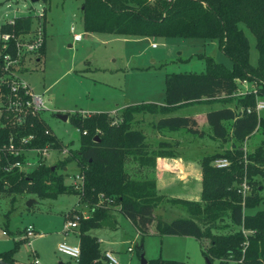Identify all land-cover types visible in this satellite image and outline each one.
<instances>
[{
  "label": "trees",
  "instance_id": "obj_1",
  "mask_svg": "<svg viewBox=\"0 0 264 264\" xmlns=\"http://www.w3.org/2000/svg\"><path fill=\"white\" fill-rule=\"evenodd\" d=\"M81 9L83 26L87 31L217 39L221 49L232 59V67L206 56L205 71H179L166 75L165 104H128L120 114L123 120L115 121V116L104 110L96 111L85 119L73 118L81 132L78 148H68L59 164L42 162L30 172L18 166L4 169L8 163L23 161V153L10 151V139L17 148L21 145V136L28 134L33 137L22 144L25 147L48 144L50 149H64L66 145L49 129L40 112L26 115L22 122H14L13 116L18 110L4 107L0 113V193L27 192L45 197L77 192L79 200L89 206V212L85 217L80 213L76 215L73 208L66 213V218L75 215L78 218L74 230L79 236L80 255L76 264H107L100 239L90 230L116 228V211L126 215L140 233L147 232L149 224L154 222L158 234L196 237L212 264H264V209L245 212L246 207L264 200L259 192L261 183L253 186L246 195L239 191L245 174L250 178L254 175L264 177V115L255 109L257 95L264 97V0H82ZM33 17L30 13L20 14L0 25L1 34L10 35L7 46L2 50L0 43L1 97L9 91L12 78L4 68L2 54L16 55L15 38L32 31ZM242 22L257 37L259 60L256 65L250 61V39ZM39 49L43 52L44 41ZM238 79L254 81L256 91L239 95L237 104L232 106ZM198 100L223 103L207 111L208 124L215 137L233 136L236 140H245L255 130L261 129L263 139L246 158L242 156V147L233 143L232 149L241 153L239 156L231 148L204 155L201 158L203 188L200 200L164 199L182 209L177 213L179 215L167 220L162 214L155 213L163 202L155 179L132 177L124 167V156H137L141 165L154 166L157 156L172 154L166 148L169 142L158 140V147L150 148L145 133L131 127L130 122L137 112H159L164 115L154 122L158 129L186 128L198 132L197 120L193 116L167 114L176 106ZM248 107L252 108L250 112ZM241 108H244L243 112ZM219 157L228 158L230 163L217 166L214 161ZM70 160L76 163L78 174L82 176L78 190L74 184L64 180V167ZM58 168L63 170L57 172ZM226 217L237 227L227 222L221 224L220 221ZM222 227H230V230L215 232L214 229L220 231L218 229ZM205 239H209L208 244ZM15 249L0 251V258L15 264ZM142 250L141 244L139 251ZM58 264L67 263L59 261ZM146 264L186 263L156 257L147 260Z\"/></svg>",
  "mask_w": 264,
  "mask_h": 264
},
{
  "label": "rangeland",
  "instance_id": "obj_2",
  "mask_svg": "<svg viewBox=\"0 0 264 264\" xmlns=\"http://www.w3.org/2000/svg\"><path fill=\"white\" fill-rule=\"evenodd\" d=\"M81 4L82 0H0V25L13 16L30 13L34 15L32 33L42 32L43 52L38 49L20 53L18 61L11 65V69L18 79L28 82L34 92L42 94L45 106L40 115L67 149L78 148L80 142L81 132L74 124L73 118L85 119L96 111L104 110L115 116V121L123 120L120 114L128 104H165L166 75L179 71H205L206 56H212L214 60L232 67V59L224 53L217 39L200 36L114 35L87 31L83 26ZM71 25L76 32L82 33L79 41L73 40ZM241 25L250 39V61L256 65L259 60L257 37L245 23L242 22ZM152 42L156 45L151 46ZM237 83L236 93L232 96L233 106L237 104L239 95H243L240 94V90L247 93L256 87L255 82L251 80L243 82L238 79ZM221 104L219 100L192 101L176 106L167 114L193 116L208 107ZM58 113H67L68 118L63 120L58 117ZM162 115L164 114L159 112H137L130 122L131 127L145 133L150 148L158 147L156 135L159 130L171 133L173 140L176 138L183 140L186 139L185 136L192 135L191 141L183 144L192 143L198 148L183 150L185 156H195L197 150L199 156L213 154L215 153L213 147L217 143L221 148L217 152H224L226 149H232L233 143L242 147L240 148L242 156L246 158L263 139L261 129H257L245 140H236L231 136L216 143L212 137L200 135L211 131L207 116L202 114L193 116L197 120L195 126L198 132H191L186 128L176 131L158 129L154 122ZM260 115H264V110H260ZM96 131L100 132L99 129ZM23 136L26 135L21 137ZM172 147L173 142L166 146L167 150H171ZM234 152L238 156L241 154ZM66 153L62 149L51 148L43 162L59 164ZM41 159L35 152L25 150L24 163L19 167L25 172H30L38 165L36 161ZM134 166H141L137 156L125 155L124 167L127 170L131 168V171L128 170L130 175L144 178L145 176L141 175L142 171L136 170ZM65 167V182L80 184V178L77 177L79 167L76 163L70 160ZM60 170L63 168H58L57 172ZM244 182L251 186V190L253 186L261 183L259 192L264 197V177L254 175L250 178L245 174L240 186ZM75 189L78 190L77 187ZM161 195L163 202L158 205L155 213L162 214L167 220L179 215L177 213L182 209H177L170 202L164 201L168 197L162 193ZM109 202L114 203L111 200ZM71 208L74 213L80 215L89 212V206L79 200L77 192H62L45 197L27 192L9 195L0 193V251L16 247L15 264H33L35 257L39 264H58L59 261L76 264L75 258L56 249L61 241L68 244L79 242L78 233L73 228L65 230L64 226L69 218H73V216L66 218V213ZM260 209H264V200L246 207L245 212L252 213ZM116 216L118 220L116 228L99 227L90 231L99 237L101 249L111 250L119 264H142L139 256L141 244L147 260L162 257L183 260L188 264H207L202 245L196 237L158 234L154 222L149 224L147 232L140 233L122 212L116 211ZM226 222L234 228L237 227L229 217L220 221L221 224ZM28 224H33L35 232L30 243L28 238L20 236L18 232L24 230ZM214 230L224 232L229 231L230 227L219 228L220 231ZM16 239L20 241L17 243ZM205 241L206 244L209 243V239ZM128 246L132 247V250H128Z\"/></svg>",
  "mask_w": 264,
  "mask_h": 264
},
{
  "label": "built area",
  "instance_id": "obj_3",
  "mask_svg": "<svg viewBox=\"0 0 264 264\" xmlns=\"http://www.w3.org/2000/svg\"><path fill=\"white\" fill-rule=\"evenodd\" d=\"M33 31V30H32ZM32 31L24 34H20L16 36L15 38V48H16V55L12 56L9 52H3V60H4V68L8 72L12 78L10 79L9 84V91L5 93L4 97L0 96V113L2 112V109L5 108H11L18 110V113H15L13 116L14 122H22V118H24L28 114H36L40 112L44 106L45 101L42 96V94L38 92H34L32 88L30 87L29 83L25 80L18 79V76L15 75L11 69V65L15 64L18 61V56L20 53L24 52H32L34 50H38L42 43H43V37L41 31H35L32 33ZM70 31L73 33V40L79 41L82 38L81 32H76L74 30V26L71 25ZM10 39V35L8 33L1 34V41L2 44L1 50L4 49L7 46V43ZM156 43L152 42L151 46H155ZM1 52V51H0ZM243 82H247L248 80H242ZM256 91V87L254 90ZM240 94H245L246 91H239ZM257 112L260 114V110H264V97L257 95V104L256 108ZM252 108L248 107L247 111H251ZM241 111H244V108H241ZM85 133V131H83ZM33 137L32 134L26 135L21 137L20 142L21 145L15 146L13 141L10 139L9 149L14 154H21L24 153L25 150H29L31 152H35L36 156L38 154V157L42 158L41 160L36 161L37 164H40L43 162L45 156L48 154V151L50 150V146L46 144L43 147H26L22 145L25 144L26 141H29ZM12 138V137H11ZM67 148L65 147L62 149L63 152H67ZM24 161L16 160L15 162L8 163L4 166L5 169H9L11 166H20L23 164ZM214 163L217 166H226L230 163L229 159L226 157H219L216 158ZM20 168V167H19ZM77 177L80 178V184H74L75 187L79 188L82 181V176L77 174ZM247 184V182H244L242 186L239 188V191H241L244 195L248 194V189L251 190V186ZM248 192V193H247ZM77 215V214H76ZM74 216L73 218H69L64 226L65 230L68 229H75L77 227V216ZM85 217V214H84ZM20 236L28 238V242H31V238L35 235L34 232V226L33 224H28L25 226L24 230L19 232ZM56 249L62 253H65L69 255L70 257L75 258L76 260L79 258L80 255V245L77 244H68L65 241H61L57 244ZM128 250H132V247L128 246ZM104 256L106 258L107 264H119L118 260L116 259L113 252L109 249L104 250ZM33 264H39L37 258L35 257L33 260Z\"/></svg>",
  "mask_w": 264,
  "mask_h": 264
},
{
  "label": "crops",
  "instance_id": "obj_4",
  "mask_svg": "<svg viewBox=\"0 0 264 264\" xmlns=\"http://www.w3.org/2000/svg\"><path fill=\"white\" fill-rule=\"evenodd\" d=\"M38 59L39 57L36 58V60ZM221 105H223V103ZM221 105H216L211 108L208 107L200 114L206 117L208 110ZM200 114H194L193 116L195 117ZM170 134L171 133H167L165 131L160 132L158 130L156 137L158 140H165L169 143L173 142L174 147L171 148V155L157 156L155 165L152 167L146 165L134 167L136 170L142 171L141 175L154 178L159 193H162L165 197H182L199 200L201 198L203 188V173L201 165V158L203 156L198 155V150L196 151L195 156H185L182 152L183 150H190L197 147L196 145H192V143L183 144L186 141L190 142L192 135L185 136L186 139L183 138V140L182 138H176L173 140V137H171ZM200 135H208L209 137H212L216 143L223 140V138L215 137L211 131ZM213 149L217 152L220 151L221 148L217 143L214 145ZM128 170L131 171V168H128ZM18 232L21 231L19 230ZM185 263L188 264L187 262Z\"/></svg>",
  "mask_w": 264,
  "mask_h": 264
},
{
  "label": "water",
  "instance_id": "obj_5",
  "mask_svg": "<svg viewBox=\"0 0 264 264\" xmlns=\"http://www.w3.org/2000/svg\"><path fill=\"white\" fill-rule=\"evenodd\" d=\"M31 1H36V0H31ZM57 115H58V117H60L63 120H66L68 118L67 113H58ZM64 169H66V167H64ZM139 256H140V262L142 264H146L147 263V259L145 258L144 254H143V251L140 252ZM206 258H207V264H212V261L210 260V258L207 257V256H206ZM0 264H12V263L0 258Z\"/></svg>",
  "mask_w": 264,
  "mask_h": 264
}]
</instances>
